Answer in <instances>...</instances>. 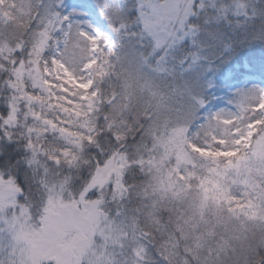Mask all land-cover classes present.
<instances>
[{
    "label": "snow or ice",
    "instance_id": "snow-or-ice-1",
    "mask_svg": "<svg viewBox=\"0 0 264 264\" xmlns=\"http://www.w3.org/2000/svg\"><path fill=\"white\" fill-rule=\"evenodd\" d=\"M258 67L264 0H0V264H264Z\"/></svg>",
    "mask_w": 264,
    "mask_h": 264
},
{
    "label": "rangeland",
    "instance_id": "rangeland-1",
    "mask_svg": "<svg viewBox=\"0 0 264 264\" xmlns=\"http://www.w3.org/2000/svg\"><path fill=\"white\" fill-rule=\"evenodd\" d=\"M69 3H70V4H75V5H77V6H81V2H80V0H69ZM93 19L95 20V22H96L97 24H101V21H100L99 19H96L95 16H93ZM101 26H103V25L101 24ZM250 82H254V83H262V82H264V81H262V79H261V75H259V74H256L255 76H252V77L245 76V77L241 78L240 80L234 82V84H233V88H234V87H241V86H244L246 83H250ZM228 90L231 91L232 88H230V89H228ZM217 95H218V96H223L224 94H223V93H218Z\"/></svg>",
    "mask_w": 264,
    "mask_h": 264
},
{
    "label": "trees",
    "instance_id": "trees-1",
    "mask_svg": "<svg viewBox=\"0 0 264 264\" xmlns=\"http://www.w3.org/2000/svg\"><path fill=\"white\" fill-rule=\"evenodd\" d=\"M80 1H81V0H80ZM256 74H259V75H260L259 67L257 68Z\"/></svg>",
    "mask_w": 264,
    "mask_h": 264
}]
</instances>
